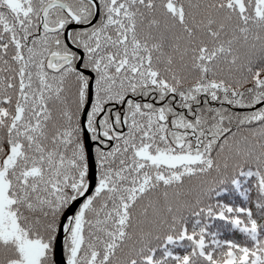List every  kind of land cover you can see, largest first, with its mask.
<instances>
[{"label": "snow or ice", "instance_id": "1", "mask_svg": "<svg viewBox=\"0 0 264 264\" xmlns=\"http://www.w3.org/2000/svg\"><path fill=\"white\" fill-rule=\"evenodd\" d=\"M0 264H264V0H0Z\"/></svg>", "mask_w": 264, "mask_h": 264}]
</instances>
